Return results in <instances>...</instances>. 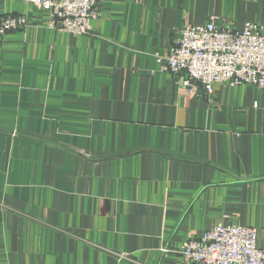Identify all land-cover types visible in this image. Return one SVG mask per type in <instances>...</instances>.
<instances>
[{
    "label": "crops",
    "instance_id": "crops-1",
    "mask_svg": "<svg viewBox=\"0 0 264 264\" xmlns=\"http://www.w3.org/2000/svg\"><path fill=\"white\" fill-rule=\"evenodd\" d=\"M87 35L0 0V264H189L214 226L264 249V94L189 93L165 57L184 25L263 28L264 0H100ZM191 264V263H190Z\"/></svg>",
    "mask_w": 264,
    "mask_h": 264
},
{
    "label": "built area",
    "instance_id": "built-area-1",
    "mask_svg": "<svg viewBox=\"0 0 264 264\" xmlns=\"http://www.w3.org/2000/svg\"><path fill=\"white\" fill-rule=\"evenodd\" d=\"M49 14L51 28L73 36L90 33L98 18L100 0H24ZM27 28L25 17L0 18V35ZM165 62L189 93L209 94L215 85L257 87L264 94V35L257 24L244 23L240 31L217 27L214 18L201 26L184 25ZM257 232L246 226H214L190 239L179 251L191 264H264V249L256 246Z\"/></svg>",
    "mask_w": 264,
    "mask_h": 264
}]
</instances>
